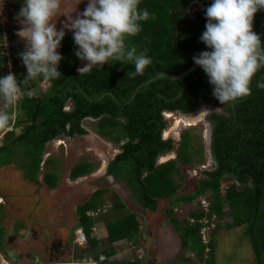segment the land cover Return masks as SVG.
<instances>
[{
  "label": "trees",
  "instance_id": "1",
  "mask_svg": "<svg viewBox=\"0 0 264 264\" xmlns=\"http://www.w3.org/2000/svg\"><path fill=\"white\" fill-rule=\"evenodd\" d=\"M212 2L141 0L140 7L147 8L155 18L142 22V31L130 37L128 43L136 46L138 51L146 50L152 64L143 76L135 78L127 77L128 72L134 71V64L119 61L105 63L103 67L94 66L81 74L77 70L81 60L75 55L78 46L73 35H65L58 48L63 57L58 65L62 75L48 82L42 91L37 84L43 80L32 82L29 90L35 88L36 93L25 94L15 105L18 110L15 127L20 125V130L17 134L5 133L11 137L0 143V166L15 164L28 182L37 187L54 188L58 176L56 166L51 157L43 160V154L54 138L88 133L81 121L92 117L96 119L95 131L120 150L108 163L106 174L126 182L132 197L142 207L156 210L159 200L168 199L170 221L185 246L195 244L200 248L197 253L200 260H205L202 252H212L215 233L237 226L249 237L258 264H264V69L255 74L249 96L223 105L213 96V85L200 66L182 80L165 75L154 78L158 73L179 75L194 64V56L211 51L200 37L206 30L205 9ZM191 3L199 8L189 10ZM253 30L264 43V10L255 14ZM1 64L4 68V61ZM25 68L23 66V73L17 75L18 80L27 75ZM68 100L72 102L70 110L64 108ZM209 100L215 101L221 110H213L207 116L212 127L210 147L215 165L194 176L193 189L182 194L180 189L187 175L181 164L190 166L197 159L193 160L187 154L190 147L186 131H181L176 157L156 164L159 155L174 147L172 138H162V130L167 126L162 112L190 113L201 102ZM92 168V163L83 160L71 167L69 176H83ZM40 170L44 172L41 177L38 176ZM106 190L115 196V202L106 209L107 214L124 207L118 193L109 187L100 188L82 204L81 214L97 208L98 213L102 212L99 221L105 227V238L99 241L90 236L95 220L88 216L85 233L89 243L101 246L103 254L111 256L113 243L133 238L140 224L136 212L109 219L103 211V204L109 202L98 201ZM202 200L209 204L207 211L201 208ZM178 202L191 205L182 219L174 210ZM202 216L207 218L208 225L210 222L215 225L209 230L207 243L200 235L202 223L198 219ZM189 217H193L194 222L189 221ZM89 252L93 254V251Z\"/></svg>",
  "mask_w": 264,
  "mask_h": 264
},
{
  "label": "rangeland",
  "instance_id": "2",
  "mask_svg": "<svg viewBox=\"0 0 264 264\" xmlns=\"http://www.w3.org/2000/svg\"><path fill=\"white\" fill-rule=\"evenodd\" d=\"M87 4L88 0H81L80 3L79 0H63L61 16L57 17L56 20L57 29L59 30L63 28L64 23L68 21V17L64 14H69L75 18L78 13L85 10ZM22 6V0H0L1 75L5 73L1 63L3 62V57L6 51L10 55V63L12 65L13 73L15 71L16 76L22 74V67H25L19 56V54L25 50V42L21 40L16 33H14V31H11L12 29H9L11 27L7 24V27L3 28L5 27L3 21L7 16L9 17V15H11V11H13V13L15 10L19 12ZM197 8H199L198 5L191 3L188 9L194 10ZM64 31L65 33L73 35V32L68 29H64ZM4 45L6 47H4ZM86 64V61H81L78 64V68L81 69ZM47 83L48 81L39 82L37 84L38 88L41 91L44 90ZM31 91L33 94L36 93L35 88H31ZM216 105L215 101L214 103L210 100L207 102H201L195 113H197L201 107L202 109L206 108L205 110L207 111L202 114L203 118L197 122L196 125L193 124V126H185L184 123H180L175 129L176 136H170L171 138L173 137L174 140L173 149L159 157H165L169 154H172V156L168 157L170 159L176 157L174 149L178 147V143L180 142L179 134H181V131H186L184 133H186L185 135L188 139L187 145L190 147V149L186 152L187 154H190L193 160L197 159V161L190 166H183L181 164L183 171L187 175L185 182L180 189V193L182 194L193 189L194 181L192 182V179L194 176L201 175L202 170L212 169L215 165L209 151L210 146L208 143L207 131L210 130V123L207 121V116L213 110L220 112V109L217 107L218 105ZM71 107L72 103L68 100L65 108L71 109ZM13 110L14 107L9 110L10 115L13 113ZM17 114L18 110L15 108V119L18 117ZM178 116H180V113L177 111H174L173 114L171 113V117H168L166 120V128L174 127L173 125L175 119ZM191 116L193 115H187L186 117ZM95 120L96 119L84 118L81 121V125L88 130V133L76 135L72 138L64 137L63 139H58L61 143H56V140L52 141L53 144L48 146L50 149L49 151H46L44 158L51 157L56 168H58L56 170L58 175L55 186L56 188H49L44 185L37 187L35 183L28 182L23 178L22 171L15 164H6L0 167V195L4 198V201L0 202V233L4 235L14 233L18 236V239H21L23 232L26 230L24 229L25 226L29 224L33 226L39 234L38 239H34L32 235L35 232L29 230L25 236V239L29 240L21 241L18 244L16 243V245L9 246H13L14 248L21 247V249L26 250H36L37 255L39 253L40 256H44L46 252L47 255L49 254L50 256H53V258L58 262H72L76 259L74 255L75 252L85 249L82 248L81 245L72 244L73 242H71V240H74L73 231L75 230L74 226L78 223V216L74 214V204L77 200L74 197L68 198L69 190L74 189L73 187L77 188L79 185L83 184V188H81V190L86 189L90 191L94 186L93 184H96V186L104 184V182L102 183V178L99 177L101 176V169L104 167L108 156L112 157L113 152L115 151L113 144L106 142L107 140L102 138L98 132L95 131ZM19 126H11V133L17 134L19 132ZM1 130L2 129H0V143L3 142V140L10 139L11 137L10 135L7 136V134L3 133L5 131ZM54 144H57L58 146L54 147ZM52 147H54V149ZM83 160H87L92 163V171L77 179L71 178L68 180L67 177L71 167ZM45 166L46 165L44 164L43 170L46 169ZM43 170H40L38 174L39 177H41L44 173ZM118 190V192L121 193H119L121 198L124 200H122L124 207H119L116 212L110 210L107 214L106 209L103 206L104 214H106L109 219H112L127 215L131 211L138 213V223L140 225H147L148 223L151 227V229L150 227L146 228L144 225V227L140 229V232L142 231L148 235L145 241H151V243L147 245L148 250L143 246L142 242L144 239L142 235H139L140 232L137 231L136 236L134 237L135 239L131 242L129 240H124L121 243L118 242L114 244V246H111L114 251L111 256L103 254L104 252L102 251V247L97 245L93 254L89 252L90 247L86 246L88 248L85 252L83 250V257L90 254L92 258L99 261V264H123L121 261H123L125 257L128 258L129 256L132 258H139L141 256V259L138 260L139 264H258L255 253L251 247L249 237L244 233L243 228L232 226L230 228H222L220 232L215 233L212 238V252H202L201 255L205 256V260H200L197 257L198 249L200 250V248H198L195 244H186V246L184 245L183 249H181L180 247L183 242L179 238V233L174 230L169 232L170 230L163 228L161 225V221L164 220L166 216L165 213H161V210L170 207L168 199L160 200L158 208L155 211L146 212V210L141 209L140 204L131 196V191L126 184H123L122 189ZM88 196V193H85L83 198H79V200L84 202L87 200ZM98 201L99 203L108 201L110 204H113V202H115V196L112 192L106 191V193L100 197ZM38 206H40V208ZM190 206L185 205L182 202L175 204V211L179 219H182L187 215L188 211H190ZM42 211H44L42 217L46 216V218H40L39 214ZM22 216L23 218H21ZM11 217L16 219L15 222H11ZM96 217L97 215L95 216V223L96 226H99V220L102 217V212H99L98 217ZM44 220H46V222H44ZM26 222L28 224H26ZM8 223L13 225V232H8L10 227ZM85 226H87V224L82 227ZM169 229H172V227H169ZM49 230L51 231L50 236L44 237L45 239L41 238L42 234L48 235ZM57 230L59 233L69 235V239L57 234L58 232H52ZM149 230L152 236L148 233ZM98 231L99 234H102L104 228H97V232ZM161 231H163L168 240L166 244L164 243L162 246H158L157 243H159L158 241H160L163 236L160 234ZM209 234V229H203L202 233H200L201 237L204 238V241L208 239L207 237ZM56 239L59 243H56L53 247L52 243L56 241ZM69 243L77 248H72ZM104 246H106V244ZM262 260L264 262V254L262 256Z\"/></svg>",
  "mask_w": 264,
  "mask_h": 264
},
{
  "label": "clouds",
  "instance_id": "3",
  "mask_svg": "<svg viewBox=\"0 0 264 264\" xmlns=\"http://www.w3.org/2000/svg\"><path fill=\"white\" fill-rule=\"evenodd\" d=\"M80 2L81 0H79V3ZM62 4L63 0H24V4L17 14V20L19 21L21 28L16 32V35L23 40L26 45L25 50L21 52L19 56L27 69V75L24 76L22 80L17 79L15 71L13 73L12 65L10 63V55L6 51L3 57L5 65L3 70L5 73L0 76V129H2L1 131H5L3 133L12 131L11 126L15 127V105L20 102L25 94L28 96L33 94V92L29 90L32 82L37 80L51 82L61 77L62 74L58 71V65L63 57L58 53L57 49L61 46V42L66 35L64 29L73 32L74 43L78 46L75 55L81 61L87 62V64L81 69H79L77 65V70L80 71L81 74L83 70H92L94 66L103 67L105 63L119 61L134 64V71L128 72L127 77L135 78L136 76H143L145 70L152 64L151 57L147 55L146 50L138 51L136 46L128 43L130 37H135L142 31V22L155 18L150 15L147 8L140 7L141 0H88L85 10L78 13L75 18L69 14H64L68 17V21L64 23L63 28L58 30L56 20L57 17L61 16ZM260 10H264V0H213L210 6L205 9L207 19L205 25L206 30L202 33L200 40L211 49V51L201 52L199 55L193 57V61L196 65L202 67L208 76L209 83L213 85V96L218 99L222 105L249 96L251 94V82L255 74L264 69V43H262L261 36L253 30L255 14ZM4 47L6 46L4 45ZM9 64L11 65L10 71L12 72L8 73ZM198 106L191 113L177 112L184 116L194 115L196 114L195 111ZM12 107H14V110L10 115L9 110ZM168 112L172 114L174 113V111H163L162 115L165 120L168 118L165 113ZM85 118L94 119L92 117ZM166 127L164 129H166ZM210 128L212 129L211 123ZM164 129L161 133L162 138H171L163 137ZM207 132L209 140L212 136V131L211 134L209 131ZM64 137L67 138L68 136L54 138L49 144L52 145V141L63 139ZM114 150L113 156H108L104 167L101 169V176L99 177L102 178V183L104 182V184L98 183L100 185L97 186L93 184L94 186L89 191L87 200L90 199L91 194L96 189H106L107 187H109V190H114L118 193L120 199L123 200L120 195L121 193L118 192V189L121 188H116L114 184H116L117 181L123 184H126V182L117 180L112 175L106 174L108 163L120 151L115 148ZM174 150L176 156V149ZM44 154L43 160L46 159V157L44 158ZM161 155L157 157L156 164H160L170 159L168 158L161 161L159 158ZM106 176H110V179L104 180V177ZM79 177L72 179H77ZM127 187L129 188L128 185ZM133 198L140 204L135 197ZM84 202L74 204L75 215H77L76 204H80V214L77 215V222L79 225L75 227V230L73 231L74 240H71V242H73L72 244L81 245L82 248H85L75 252V256L77 253H83V250L84 252L87 251L86 249L88 247H90V250L93 252L94 249L97 248L88 242L85 233L86 226H82L85 225L87 216L92 217L95 220L99 208L96 210L87 209L85 215H82L81 207ZM203 202H206V200H202L201 203V208L205 211ZM206 203L207 211L209 204L208 202ZM110 205L111 204L109 203L103 204L105 209ZM140 206L141 209L146 210V212L155 211L142 207L141 204ZM161 213L166 214L162 221H165L166 219L169 220L168 224L166 223V225H162L163 228L169 229V227H172L174 229L175 227L170 221L168 208L162 209ZM81 217H84L83 223L79 220ZM188 219L189 221L194 222L193 217H189ZM198 221L202 223L200 233H202L203 229L210 230V228H214L215 226L214 222H210L208 225L209 221L205 216L199 218ZM144 225L146 228L149 227L148 223L147 225ZM144 225H139L138 232H140V229L143 228ZM102 227L104 228L102 233L104 236L98 238L96 233H99V231L97 232V228L99 229ZM79 229L83 235L82 240L77 239V230ZM174 230L179 233L176 228ZM105 232L103 222L99 221V226H96V223L93 224L90 236L100 241L105 238ZM93 233H95L94 236ZM145 234L146 233H143L142 231L139 233V235L143 236H145ZM12 235L13 234L4 235L0 233V251L4 255L3 257L8 264H17V261L10 260L6 254L7 249H14L15 257H20L17 254L16 248L10 247L9 245H11V243L7 242L9 237H13ZM62 236L69 239V235L62 234ZM179 236L181 238L180 233ZM134 237L131 239H120L119 241L114 242L113 245L118 242L121 243L124 240H129L131 242L135 239ZM207 238L208 239L204 241V238L202 237V241L207 243L209 236ZM142 243L145 249H147L148 244L146 241ZM72 244L70 245L72 246ZM74 247L75 246H72V248ZM205 250H208V247ZM35 256L38 258L37 255ZM88 257H91L90 254L85 257H75L76 259L72 262H58L53 260L51 261V264H77V262ZM139 259H141V256L139 258H132L129 256L128 258L125 257L121 262L132 263L136 261L138 262ZM39 260L40 259L38 258L37 263L43 264V261L40 260L42 262L39 263Z\"/></svg>",
  "mask_w": 264,
  "mask_h": 264
},
{
  "label": "crops",
  "instance_id": "4",
  "mask_svg": "<svg viewBox=\"0 0 264 264\" xmlns=\"http://www.w3.org/2000/svg\"><path fill=\"white\" fill-rule=\"evenodd\" d=\"M17 14H18V12L15 10L14 11V13H13V11H11V15H9V17L7 16L6 17V19L3 21V24H4V26L5 27H3V28H6L7 26H6V24L9 26V27H11V28H9V29H12L11 31H14V33H16L17 31H19L20 30V28H21V25H20V23H19V21L17 20ZM48 85V84H47ZM46 89V88H45ZM72 103V102H71ZM69 110V109H68ZM18 129L20 130V126L18 127ZM56 146H58L57 144H54V147H56ZM54 147H52L53 149H54ZM50 149V147H48V149L47 150H49ZM0 167H2V166H0ZM58 168H56V170H57ZM68 180L69 179H71V177H69V175H68ZM94 178H96V177H94ZM105 179L104 180H107V179H110V176L108 177V176H106V177H104ZM112 178V177H111ZM72 181V180H71ZM96 185V184H95ZM122 185H123V183H119V181H117V183L116 184H114V186L116 187V188H121L122 189ZM54 188H56V187H54ZM74 189H72V190H69V197L68 198H72V197H74V198H76V200H77V202L76 203H78V201L80 202V203H82V201H80L79 200V198H83V196H84V194L85 193H88V195H89V191L88 190H86V189H82L81 190V188H83V184L82 185H79L77 188L76 187H73ZM32 199V198H31ZM0 201H4V198L0 195ZM12 211V210H11ZM10 212V211H9ZM43 213H44V211H42V213H40L39 214V216H40V218L41 219H43L44 217H42L43 216ZM32 214V213H31ZM75 214V213H74ZM21 218H23V216L21 217ZM11 222H15V218L14 217H11ZM24 220V219H23ZM44 222H46V220H44ZM9 224V230H8V232L10 233V232H13V225H10V223H8ZM26 224H28L27 222H26ZM161 225H162V223H161ZM30 226V227H29ZM150 227V226H149ZM24 229H26L24 232H23V236L21 237V239L19 238H17L18 236L16 235V234H14V233H12L13 235V238H12V240L10 241V243H11V245H16V243L18 244V243H20L21 241H25V240H29V239H25V236H26V234H27V232L30 230V231H34L35 233H33V235H32V237L34 238V239H38V237H39V234H38V232H37V230L33 227V226H31V225H27V226H25V228ZM150 229H151V227H150ZM168 230H170L169 232H172L174 229L172 228V229H168ZM175 231V230H174ZM58 233H59V231H58ZM148 233L151 235V233H150V230L148 231ZM59 234H61V233H59ZM97 234V237L98 238H102L104 235H102V234H99V233H96ZM161 236H162V239H160V241H158L159 243H157V245L158 246H162L164 243L166 244L167 243V237H166V235H164V233H163V231H161ZM95 235V233H93V236ZM152 236V235H151ZM142 237H143V242H145V239L148 237V235L147 234H145V236H143L142 235ZM41 238H43V239H45L44 238V234H42V236H41ZM179 238H180V236H179ZM159 239V238H158ZM181 239V238H180ZM49 241V240H48ZM165 241V242H164ZM182 241V240H181ZM183 242V241H182ZM146 243L147 244H149V243H151V241H146ZM184 243H182V245H181V249H183V247H184ZM16 248V247H15ZM164 248V247H163ZM16 250H17V254L20 256L19 257V260H17V264H38L37 263V261H36V256L35 255H37V251L35 250V251H33L32 249H28V250H26V249H21V247L20 248H16ZM22 250V251H21ZM45 250V249H44ZM80 254L79 253H77V255L75 256V257H78ZM38 258L40 259V260H42L43 261V264H51V261H53V260H55L54 258H53V256H50L49 254L47 255L46 254V252H45V255L44 256H40L39 255V253H38ZM177 260H178V257H177ZM176 261V260H175Z\"/></svg>",
  "mask_w": 264,
  "mask_h": 264
},
{
  "label": "bare ground",
  "instance_id": "5",
  "mask_svg": "<svg viewBox=\"0 0 264 264\" xmlns=\"http://www.w3.org/2000/svg\"><path fill=\"white\" fill-rule=\"evenodd\" d=\"M205 109L206 108H204V109H202V107L197 111V113L195 114V115H193V116H191V117H186V116H184V115H180V116H178V117H176V119H175V122H174V127H172V128H166V129H164V133H163V137H170V136H176V133H175V129L178 127V125L180 124V123H184L185 124V126L186 125H193V124H197V122H199V120H201L202 118H203V116H202V114H203V111H205ZM205 113V112H204ZM165 115H166V117H171V113H165ZM57 142H59V143H61V141H56V143ZM170 156H172V154H169V155H167V156H165V157H161L160 158V160L161 161H163V160H165V159H167L168 157H170Z\"/></svg>",
  "mask_w": 264,
  "mask_h": 264
},
{
  "label": "water",
  "instance_id": "6",
  "mask_svg": "<svg viewBox=\"0 0 264 264\" xmlns=\"http://www.w3.org/2000/svg\"><path fill=\"white\" fill-rule=\"evenodd\" d=\"M199 65H196L195 63L192 64L190 67H188L183 73L179 74V75H172V74H169V73H158L154 78H157V77H160V76H168L170 77L171 79L173 80H182L183 77L188 74L189 72H191L192 70H194L195 68H197ZM153 78V79H154ZM143 83H141L138 87H140ZM137 87V88H138ZM209 133L211 134V128L209 130ZM209 134V135H210ZM211 136V135H210ZM211 138V137H210ZM210 140V139H209ZM210 150V148H209ZM76 214L79 215L80 214V204H76ZM80 222L83 223L84 221V217H81L80 219ZM166 223L168 224L169 223V220L166 219L165 221H162V225H166ZM6 254L7 256L10 258V260H13V261H17L19 260V257H15V250L14 249H7L6 250ZM38 260V258L36 257V261ZM39 263H41L42 261H38Z\"/></svg>",
  "mask_w": 264,
  "mask_h": 264
},
{
  "label": "built area",
  "instance_id": "7",
  "mask_svg": "<svg viewBox=\"0 0 264 264\" xmlns=\"http://www.w3.org/2000/svg\"><path fill=\"white\" fill-rule=\"evenodd\" d=\"M8 69H9L8 73L12 72V71H10L11 70V65L10 64L8 65ZM203 205H204V209L206 210L207 209V203L203 202ZM204 221H206V220H204ZM77 239L78 240H82L83 239V235H82V232H81L80 229L77 230ZM3 256L4 255L0 251V264H8L6 259ZM77 264H99V261L94 259V258H92V257H88V258H84L80 262H77Z\"/></svg>",
  "mask_w": 264,
  "mask_h": 264
},
{
  "label": "flooded vegetation",
  "instance_id": "8",
  "mask_svg": "<svg viewBox=\"0 0 264 264\" xmlns=\"http://www.w3.org/2000/svg\"><path fill=\"white\" fill-rule=\"evenodd\" d=\"M66 35H71V34H69V33H66ZM194 111V110H193ZM192 111V112H193ZM191 113V112H190ZM200 121V120H199ZM193 126V125H192ZM211 131H212V129H211ZM210 140H208V143H209V146L211 145V138H209ZM210 148V153H211V155H212V152H211V147H209ZM212 158H213V156H212ZM213 162H214V159H213ZM39 208H40V206H38ZM40 213H42V212H40ZM41 216V215H40ZM45 218H46V216H44ZM50 230H49V233H48V235H46V234H44V237H49L50 236ZM53 233H57L58 232V230L57 231H52ZM58 234V233H57ZM62 234H64V233H62ZM62 234H60V235H62ZM12 238L13 237H9L8 239H7V242H10L11 240H12ZM59 241L56 239V241H54L53 243H52V245H53V247L56 245V243H58ZM10 247H13V246H10Z\"/></svg>",
  "mask_w": 264,
  "mask_h": 264
}]
</instances>
